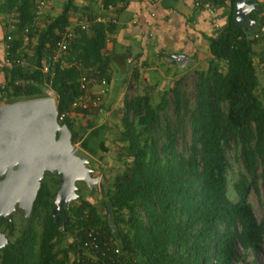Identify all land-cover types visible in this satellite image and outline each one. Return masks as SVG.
<instances>
[{
  "label": "trees",
  "instance_id": "16d2710c",
  "mask_svg": "<svg viewBox=\"0 0 264 264\" xmlns=\"http://www.w3.org/2000/svg\"><path fill=\"white\" fill-rule=\"evenodd\" d=\"M204 1L227 7L226 0ZM101 4L107 10L128 0ZM91 6L78 9L74 0H67L41 31H34L38 0H3L0 6L1 13H14L16 20L7 23L15 26L7 51L12 68L5 69L0 85V107L56 94L58 121L71 130L73 144L93 127L76 126L73 115L103 108H74L85 92L81 78L92 76L88 93L102 80L109 87L117 54L107 53L116 21L98 22ZM234 9L231 0L226 24L210 39L208 66L195 72L193 100L184 90V78L159 90L157 101L151 95L157 86L146 82L143 94L125 99L116 159L125 168L112 187L106 186L102 210L80 196L65 211L63 226V214L57 213V220L52 215L58 177L45 176L30 218L17 221L15 214L12 223L0 221V232L8 239L0 264H245L239 248L264 257V217L257 220L248 199L253 193L264 213V102L254 51L259 41L254 32L236 25ZM75 11L92 26L77 30L68 53L54 62L59 32ZM263 14L258 3L250 18L257 23ZM27 29L30 43L38 41L31 57L26 56ZM23 58L25 67L16 64ZM129 72L138 84L139 70ZM83 150L91 151L90 145L83 143ZM232 153L241 167L230 183ZM93 240L98 249L86 246Z\"/></svg>",
  "mask_w": 264,
  "mask_h": 264
},
{
  "label": "crops",
  "instance_id": "0c3cea01",
  "mask_svg": "<svg viewBox=\"0 0 264 264\" xmlns=\"http://www.w3.org/2000/svg\"><path fill=\"white\" fill-rule=\"evenodd\" d=\"M45 1L46 7L42 13L44 19L41 22L38 20V31L46 27L49 19L56 18L62 12L67 0ZM74 1L78 9L92 5L91 16L96 17L99 22L116 21L115 33L109 38L107 53L117 54L112 57V77L103 100V108L99 113L93 112L95 109H92L86 116L76 114L78 117H86L85 127L88 124H92L93 127L89 128L75 145H80L81 148L83 143L90 147L101 146L104 153L108 133L112 128H117V125L116 127L113 125V121L118 118L120 120L122 115L129 80L134 81L129 71L138 69L142 78L140 82L145 81L148 85L157 86L158 90L164 91L171 88L175 80L180 78L186 80L189 74L197 70H206L211 59L210 39L216 37L217 31L226 24V13L231 2L226 0L227 7L218 9L219 27H216L213 24V17L198 12L192 0H128L127 5L107 10L103 9L102 0ZM257 2L264 8V0ZM2 3L3 0H0V6ZM80 13L75 11L71 15L70 26H73L78 16L82 15ZM12 14L14 13L5 15L0 11V85H3L6 77L5 61L8 55L5 37L11 28L7 23H13ZM34 39L36 44L37 38ZM34 44L32 41L29 45H25L28 47L27 57L33 55L37 45ZM254 51L255 60L258 61L259 66H264L262 59L264 41L258 42ZM123 55L126 57L124 58ZM98 91V86L93 87L91 94L94 95ZM85 137L89 139L90 144L84 142ZM115 140L118 142L119 136L115 137Z\"/></svg>",
  "mask_w": 264,
  "mask_h": 264
},
{
  "label": "water",
  "instance_id": "95a60500",
  "mask_svg": "<svg viewBox=\"0 0 264 264\" xmlns=\"http://www.w3.org/2000/svg\"><path fill=\"white\" fill-rule=\"evenodd\" d=\"M257 0H235L234 18L238 27L253 33L256 22L250 18ZM181 58V57H180ZM181 59H183V57ZM87 152L72 142V132L58 121L57 96L6 104L0 107V221L13 222L18 210L30 218L45 176L58 177L59 190L52 215L63 214L62 225L71 204L77 201L82 184L93 191L105 189V179L93 177ZM8 239L0 232V250Z\"/></svg>",
  "mask_w": 264,
  "mask_h": 264
},
{
  "label": "rangeland",
  "instance_id": "374dc122",
  "mask_svg": "<svg viewBox=\"0 0 264 264\" xmlns=\"http://www.w3.org/2000/svg\"><path fill=\"white\" fill-rule=\"evenodd\" d=\"M43 17H44L43 15H41L39 17L40 22L44 19ZM31 41H33V44H34V42H36L35 39H32ZM29 44H30V40L26 45H29ZM36 44H34V45H36ZM256 65H257V72H258V76H259V80H260V88H259L258 94L264 102V66L263 65H262V67L259 66L258 61H256ZM132 81L133 80H131V79L129 80V84H128V87L126 90V93H127L126 98H129V99L131 97L135 96L136 94H139V93L143 94V91H144L145 85H146L145 81H141L138 84L135 83V81H133V82ZM196 81H197V74L191 73L187 76L185 83H184V90L186 91L187 95L189 96V98L191 100H193V98H194V89H195ZM158 93L160 95V93H162V92L157 89L156 92H154V93L152 92V94H151L155 101H157L159 99ZM47 95H48V93H47ZM104 98H103V100H104ZM103 100H102L100 105H103ZM76 114H78V113H75V115H73V119L75 121L76 126L83 127L87 121L86 117H82V116L78 117ZM119 123H120L119 118L114 119L113 125L115 127H116V125L118 126ZM93 133L97 134V132H93ZM118 136H119V130L117 128L116 129L112 128L111 131L108 133V136H107L108 139H107V143L105 144V150H106L105 153L103 152L104 149H101V146H96V145L91 146L90 149H92V151H88L86 153L87 158L90 161L89 167L93 168V170L95 172L94 174H97L98 176L101 175V176L105 177L107 179V186H109V187L110 186L112 187V185L114 183H116L117 177L124 171V168H125L123 163H120V162L116 163V159L118 157V152H120V147H121V144H119L115 140V137L118 138ZM85 139H87V137L84 138V142L89 143V144L91 143L88 141L89 139H87V140H85ZM101 144L102 143H100V145ZM77 147L81 148L80 145H77ZM233 155H234V153L229 154V159L231 161V169L229 172L230 183H233L234 178L236 177V175H237V173L241 167L240 163L235 161V159L233 158ZM78 192L77 193L79 194V197L80 196L83 197L85 200L89 201L94 206H96L99 210H102L103 198H104V195L102 193H100L98 190L91 191L86 186H84V187L79 186ZM248 199L252 203V206L254 208V213L256 215L257 220L259 222H261L262 218L264 217L263 216L264 213H263V210L260 206L259 200L257 199V197L253 193L249 196ZM14 215L17 216V219L14 218ZM14 215H13V218L18 221V218L20 216H22V213L17 210L14 213ZM245 252L246 251H243L242 248H239V254L242 256H246L245 262H244L245 264H264V257L262 254H258L256 256V255H254V253L252 251H248V253L247 252L245 253Z\"/></svg>",
  "mask_w": 264,
  "mask_h": 264
},
{
  "label": "built area",
  "instance_id": "2783aa9c",
  "mask_svg": "<svg viewBox=\"0 0 264 264\" xmlns=\"http://www.w3.org/2000/svg\"><path fill=\"white\" fill-rule=\"evenodd\" d=\"M193 1V6L194 8L198 11V12H204L207 13L209 15H211L213 17V24H215L216 27L218 26V19H217V12H218V8L212 4V3H208L205 2L204 0H192ZM46 7V1L45 0H38V12H37V20L36 23L34 25V31H38L37 25H38V20L39 17L42 15V11L45 9ZM12 19L13 22H16L15 20V14H12ZM99 22V20H97ZM92 21L86 17V16H78L77 21L75 22V24L73 26H67L65 27L61 32H59L60 38L57 41L54 50H53V61L54 62H58L60 59H62L70 50L72 44L74 43V40L76 39V33L77 30H83V31H88L91 26H92ZM15 30V26L12 25L9 31V34L7 35V39H6V52L9 50V45L8 42H10L12 40V35H13V31ZM30 32V29L25 30V45L29 42L30 37L28 36ZM254 39H256L259 42H263L264 41V14L260 15V20L256 23V30L254 31L253 34ZM8 55V53H7ZM17 65H20L22 67L27 66L26 63V59L23 58L19 61H16ZM12 63L9 62L8 58H6L5 61V68L6 69H11L12 67ZM67 67H71L73 66V64H66ZM43 71L46 73L48 71V68L45 67L43 69ZM91 75H85L82 76L81 78V89L84 92L83 96H81L75 103H74V108H80L82 110H88L94 107H97L101 104L103 98L107 95V91H108V84L106 80H102L99 84V91L97 93H95L94 95H92L91 93H88V84L91 82V80L89 79ZM92 77V76H91ZM2 89L4 87H1ZM87 92V93H86ZM1 96V93H0ZM64 117V116H63ZM63 117L60 118V120L63 119ZM90 238L92 237L91 234H89ZM87 247L92 248V249H98L99 248V244H97V242L95 240H93L92 242H86L85 243ZM116 253L118 254V251H116ZM117 264H121L120 261H117Z\"/></svg>",
  "mask_w": 264,
  "mask_h": 264
},
{
  "label": "flooded vegetation",
  "instance_id": "af4514ba",
  "mask_svg": "<svg viewBox=\"0 0 264 264\" xmlns=\"http://www.w3.org/2000/svg\"><path fill=\"white\" fill-rule=\"evenodd\" d=\"M90 168H91V167H90ZM91 169L93 170V168H91ZM94 173H95V172H94V170H93V174H92L93 177L98 176L97 174H94ZM99 177L105 179V189H106V186H107V179H106L105 177L101 176V175H99ZM79 186H83V185H81V184H77V187H78V188H79ZM83 187H84V186H83ZM105 189H104V191L102 192L101 189H100V186L97 185L96 187H94L93 191L98 190L100 193L104 194ZM91 191H92V190H91ZM78 195H79V194H78Z\"/></svg>",
  "mask_w": 264,
  "mask_h": 264
}]
</instances>
